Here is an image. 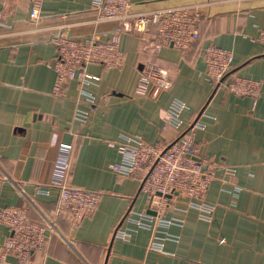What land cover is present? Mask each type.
I'll list each match as a JSON object with an SVG mask.
<instances>
[{"label": "crops", "instance_id": "crops-1", "mask_svg": "<svg viewBox=\"0 0 264 264\" xmlns=\"http://www.w3.org/2000/svg\"><path fill=\"white\" fill-rule=\"evenodd\" d=\"M128 1L132 14L190 8L199 15L195 46L155 51L156 26L141 37L120 32L121 66L92 63L97 80L67 81L56 92L51 37L68 28L107 43L118 25L93 22V0H42L39 22L30 19L31 0H0V209H26L38 225L42 213L60 233L49 230L32 264H264V0ZM211 46L233 54L226 85L236 77L259 82L258 96L211 82ZM152 66L168 72L172 88L140 95V76ZM174 100L186 105L179 129L168 122ZM77 109L89 113L85 121L75 119ZM196 122L195 157L215 173L201 208L170 196L159 210L141 190L142 175L112 168L125 138L166 146ZM62 145L73 150L68 185L101 195L79 222L57 209L53 163ZM10 233L0 224L3 264H26L5 252Z\"/></svg>", "mask_w": 264, "mask_h": 264}, {"label": "built area", "instance_id": "built-area-1", "mask_svg": "<svg viewBox=\"0 0 264 264\" xmlns=\"http://www.w3.org/2000/svg\"><path fill=\"white\" fill-rule=\"evenodd\" d=\"M42 0H31L30 19L40 21ZM92 8L95 11L94 23H116L119 31L115 37L102 43L91 36L83 40L74 37L71 30L62 28L51 37V42L57 47L58 57L53 66L56 72L55 90L71 80H78L81 86L88 85L97 77L88 72L92 63L100 64L104 68L112 69L121 66L126 59L121 52L117 36L120 32L135 33L143 36L149 33L152 27H157L159 42L154 50L159 51L164 46L172 45L179 49H188L195 46L199 39V15L188 7H175L163 11L145 14H132L128 0H93ZM260 39L264 41V33ZM233 54L230 51L217 47H208L204 54L208 77L216 87H226L237 95L258 96L260 83L248 79L234 78L226 85V79L231 73ZM172 88V79L168 72L157 67H150L139 79L138 93L143 96L158 94L161 90ZM93 103V100H88ZM186 105L180 100H174L169 107L168 122L179 129L181 115ZM88 112L77 109L76 120L85 121ZM194 126L181 132L178 139L166 146L146 144L139 141L132 145L130 138L119 146L122 161L112 168L119 175H142V188L150 197L151 204L159 210L165 206L164 200L171 196L188 199L189 206L201 208L199 202L204 200L206 191L215 177L213 170H205V161L197 160L194 148ZM73 150L70 146L62 145L60 155L53 163L55 167L52 185L59 191L58 213H66L79 222L87 215L97 210L101 195L99 193L70 187L68 176L72 165ZM229 170L228 174H233ZM38 178V176H37ZM43 225L31 221L26 209L9 207L0 209V224L10 229V235L5 241V252L21 257L26 264H32L31 256L42 251L47 241L49 230L57 237L60 236L52 221L42 213H38ZM120 234V233H118ZM125 237V235H122ZM4 255H0V264H3Z\"/></svg>", "mask_w": 264, "mask_h": 264}, {"label": "rangeland", "instance_id": "rangeland-1", "mask_svg": "<svg viewBox=\"0 0 264 264\" xmlns=\"http://www.w3.org/2000/svg\"><path fill=\"white\" fill-rule=\"evenodd\" d=\"M67 25V24H66ZM38 27H40V26H38ZM136 175V174H135ZM141 180H142V178H141Z\"/></svg>", "mask_w": 264, "mask_h": 264}, {"label": "water", "instance_id": "water-1", "mask_svg": "<svg viewBox=\"0 0 264 264\" xmlns=\"http://www.w3.org/2000/svg\"><path fill=\"white\" fill-rule=\"evenodd\" d=\"M230 74H231V73H230ZM230 74H229V75H230ZM169 197H170V196H169Z\"/></svg>", "mask_w": 264, "mask_h": 264}]
</instances>
